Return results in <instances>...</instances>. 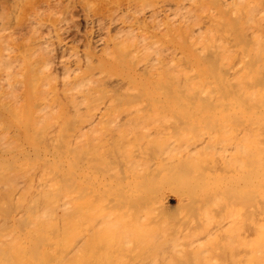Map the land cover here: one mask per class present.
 I'll return each instance as SVG.
<instances>
[{
  "label": "bare ground",
  "instance_id": "obj_1",
  "mask_svg": "<svg viewBox=\"0 0 264 264\" xmlns=\"http://www.w3.org/2000/svg\"><path fill=\"white\" fill-rule=\"evenodd\" d=\"M20 1L0 0V264H264V0H86L100 55L39 66Z\"/></svg>",
  "mask_w": 264,
  "mask_h": 264
},
{
  "label": "rangeland",
  "instance_id": "obj_2",
  "mask_svg": "<svg viewBox=\"0 0 264 264\" xmlns=\"http://www.w3.org/2000/svg\"><path fill=\"white\" fill-rule=\"evenodd\" d=\"M68 1V2H67ZM126 1H128V0H121L120 1V3H125ZM178 1H179V3H178ZM192 0H190V1H188V0H140L139 2H138V4L139 3H141L142 2V4H139L138 5V9L141 11L142 9L144 10L145 9V11H147V9L149 10V8L151 7H153V5H158V4H160V5H162V4H165V5H169V4H172V5H170L173 9H175V7L177 8V7H182L183 8V10L185 9V8H187V5H189V3L191 2ZM29 2H31V3H29ZM178 4H177V3ZM187 2V3H186ZM22 3V4H21ZM24 3V4H23ZM58 3V4H57ZM60 3V4H59ZM100 2L97 0V4H99ZM105 4H110V3H106V2H104ZM151 3V4H150ZM175 3V4H174ZM56 4V5H55ZM104 4V5H105ZM22 5V6H21ZM28 5V6H27ZM102 5H103V2H102ZM103 5V6H104ZM141 5V6H140ZM152 5V6H151ZM176 5V6H175ZM182 5V6H181ZM34 6V7H33ZM51 6H54V7H51ZM183 6H185V7H183ZM51 7V8H50ZM64 7V8H63ZM101 8V6H100V4H99V6L97 5V10H96V12L97 13H99L100 12V8ZM22 8V9H21ZM28 8V9H27ZM30 8V9H29ZM54 8V9H53ZM86 8V9H85ZM171 8V10L172 11H170V12H166L165 14H162V16L160 15V18L158 19V21H159V26H162V27H159V37H160V39L164 36V35H166V33L169 35V34H172V31L174 30H176V28L178 27V26H182L183 25V23L181 24V20H179V19H182V18H180V14H177V12H178V10L176 9L175 10V12L173 11V9ZM5 11H7L8 10V5H6L5 6ZM45 9H46V11H45ZM89 9V10H88ZM16 10H17V12H16V19L18 20H16V23H17V30L15 29V49H16V52L15 53H17L16 55H17V61L19 62V60L21 59L22 60V56L26 53V51L28 52V49L27 48H30L29 47V40H27V39H29L30 38V36H31V34H32V30L31 29H33L32 28V26L33 27H35V30L37 31V32H39V34L37 33V35H41V36H43L44 37V40L46 39L47 41H45V44L43 45V48H42V45L40 46V52L39 51H37V53H35V55H34V57H33V59H34V61H35V63L37 64V66H39V65H42L43 63H44V61H47V60H50V61H53V64H54V61H58V60H56V59H58L59 57H62L63 56V60L65 61V63L67 64V65H70V64H73V63H75L76 61H77V63L81 60V61H84L83 59H84V57L86 56L87 57V55L88 56H95L96 55V57H98L99 55H100V52L98 51V48H95L94 47V45H93V39H94V37L96 36V34L98 33L99 34V31H97V26H94V25H91V23H90V20L88 21V19H90V17H92V15L94 14L93 13V11L91 10V8H89L88 7V5H87V2H86V0H22V1H20V4L18 3V6L16 7ZM20 10V11H19ZM51 10H52V12H51ZM142 10V11H143ZM181 10V9H180ZM38 12V13H41V16H42V18L40 17V20L42 19V20H44V21H40V25H32V20L34 19L33 17H34V15H35V12ZM45 11V12H44ZM55 11V12H54ZM177 11V12H176ZM27 12V13H26ZM36 12V13H37ZM51 12V13H50ZM72 12V13H71ZM101 12H102V10H101ZM22 13V14H21ZM31 13V14H30ZM45 13V14H44ZM68 13V14H67ZM93 13V14H92ZM179 13V12H178ZM174 14V15H173ZM24 15V16H23ZM32 15V16H31ZM58 15V16H57ZM88 15V16H87ZM29 16H31V18L29 17ZM47 16V17H46ZM54 16V17H53ZM168 16V17H167ZM171 16H172V18H171ZM182 16V15H181ZM24 17V18H23ZM52 19H51V18ZM68 17V18H67ZM100 17H101V14H100ZM177 17V18H176ZM33 18V19H32ZM50 18V19H49ZM65 18V19H64ZM102 18V17H101ZM169 18H171V19H169ZM29 19V20H28ZM31 19V20H30ZM45 19H48V20H46L45 21ZM168 19V20H167ZM176 19H178V20H176ZM28 20V21H27ZM53 20V21H52ZM49 21V22H48ZM29 22V23H28ZM43 22H45V23H43ZM59 22H62L61 24L59 23ZM169 22V23H168ZM171 22V23H170ZM180 22V23H179ZM25 23V24H24ZM57 23L58 24H60L59 26H63V28H65L66 29V33H68V34H66V35H62L61 33H59L58 31V33L55 31L56 29H55V25H57ZM68 23V24H67ZM175 23V24H174ZM181 24V25H178V24ZM20 24V25H19ZM29 24V25H28ZM31 24V25H30ZM44 24V25H43ZM168 24V25H167ZM171 24V25H170ZM173 24V25H172ZM25 25V26H24ZM177 25V26H176ZM29 26V27H28ZM30 26H31V28H30ZM149 26H150V24H149ZM169 26H170V28H169ZM176 26V27H175ZM26 27V28H25ZM40 27V28H39ZM52 27V28H51ZM57 27V29H58V25L56 26ZM70 27V28H69ZM165 27V28H164ZM183 27V26H182ZM20 28V29H19ZM38 28H39V30H38ZM163 28V29H162ZM172 28H174V29H172ZM55 29V30H54ZM27 30H29V31H27ZM43 30V31H42ZM68 30V31H67ZM31 31V32H30ZM54 31V32H53ZM161 31H163V32H161ZM165 31V32H164ZM90 32V33H89ZM165 33V34H164ZM58 34V35H57ZM48 35V36H47ZM94 35V36H93ZM29 36V37H28ZM61 36V37H60ZM17 37V38H16ZM172 36L170 35V39L168 38H162L163 40H164V42L163 41H161L162 42V44H165V45H163V46H161L162 44H160V46L161 47H163L164 48V46L166 47L167 46V44H169L168 46H170V47H172V48H174L175 47V49H176V52H177V50L181 47L180 45H178V44H175L174 45V39L173 38H171ZM25 38V39H24ZM56 38V39H55ZM62 39V44L64 45V46H66V50L63 52V53H60L59 51H57V48H55V45L54 44H56V41L58 40V39ZM166 39V40H165ZM171 39L174 41H171ZM177 40V39H176ZM178 40H179V38H178ZM177 40V41H178ZM28 41V42H27ZM168 41H170L169 43H167ZM176 41V42H177ZM180 41V40H179ZM178 41V42H179ZM182 41H183V39H182ZM166 42V43H165ZM175 42V43H176ZM26 43V44H25ZM52 43H54V44H52ZM50 44V45H49ZM86 44H87V46H86ZM90 44V45H89ZM27 45H28V47H27ZM52 45H53V49L51 48L52 47ZM85 45V46H84ZM173 45V46H172ZM26 46V47H25ZM51 46V47H50ZM167 46V47H168ZM25 47V48H24ZM176 47H178V49L176 48ZM24 48V49H23ZM44 48H46V50L44 49ZM74 48V49H73ZM95 48V49H94ZM182 48H183V46L180 48L181 50H182ZM44 49V50H43ZM47 49H49L48 51H47ZM68 49V50H67ZM166 49V48H165ZM168 49H169V47H168ZM171 49V48H170ZM180 49H179V51H180ZM183 50H185V48L183 49ZM96 51H98V52H96ZM20 52V53H19ZM75 52V53H74ZM77 52V53H76ZM24 53V54H23ZM40 53V54H39ZM79 53V54H78ZM96 53V54H95ZM97 53H98V55H97ZM23 54V55H22ZM80 57V60H77V58L79 59V57H77V55ZM66 55V56H65ZM70 55H71V57H70ZM54 56V57H53ZM56 56V57H55ZM73 56V57H72ZM76 56V57H75ZM83 56V57H82ZM20 57V58H19ZM46 58V59H44V58ZM58 57V58H57ZM70 59H74V60H69L68 58ZM93 57H91V59L93 58ZM95 57V58H96ZM50 58V59H49ZM52 58V59H51ZM56 58V59H55ZM66 58V59H65ZM89 58V57H88ZM19 59V60H18ZM54 59V60H53ZM60 60V59H59ZM68 60V61H67ZM71 61V62H70ZM75 61V62H74ZM21 63L23 62V61H20ZM43 62V63H42ZM69 64H68V63ZM20 63V64H21ZM42 63V64H41ZM17 64V63H16ZM19 64V65H20ZM22 66V65H21ZM20 66V67H21ZM17 68V67H16ZM18 68H19V66H18ZM22 68V70L21 69H19V70H17L16 72H18V71H20V74L19 73H17L18 75H22V77L20 76V78L22 79L23 78V74L21 73V71H23V67H21ZM16 70V69H15ZM62 74H58L55 78L56 79H54V80H52L51 79V81H50V85H49V87H46V85L44 86V88L42 87V91H44L45 90V88H47V91H46V93L48 92V88H51L52 89V87L54 86V84L55 85H57V82L64 76V74L61 76ZM61 76V77H60ZM17 78V77H16ZM19 78V77H18ZM17 78V79H18ZM20 79H18V83L19 82H23V79L22 80H20ZM56 80V81H55ZM49 81L47 82V83H49ZM46 82V81H45ZM17 83V84H18ZM21 85H23V84H21ZM18 86V85H17ZM54 87H56V86H54ZM16 88V94L18 95V93H19V96H20V94L22 95V93H24V89H23V87L22 86H20V84H19V87H15ZM22 88V89H21ZM21 90V91H19V90ZM50 89V90H51ZM24 90V91H23ZM49 90V91H50ZM17 91H19L18 93H17ZM51 91H54V89H52ZM26 92V91H25ZM45 92V91H44ZM44 92H42L41 93V91H39L37 94H39V93H41L42 94V96H43V94H44ZM55 92V91H54ZM15 94V95H16ZM25 94V93H24ZM23 94V95H24ZM36 94V95H37ZM41 94L40 95H38L39 97H42L41 96ZM16 95V96H17ZM22 95V96H23ZM19 96H18V99H20L19 98ZM21 96V97H22ZM23 98V97H22ZM24 99V98H23ZM21 100V99H20ZM23 101V100H22ZM19 103H21V101H19ZM19 103H18V105H19ZM20 105H22V104H20ZM20 107L21 106H19V113L21 114V112H20ZM23 110H24V108H22ZM34 109L36 110V107H34ZM32 110V111H35V110ZM56 109V108H55ZM54 109V110H55ZM59 109V108H58ZM31 111V112H32ZM55 111H57V114H58V111L59 110H55ZM54 111V112H55ZM38 112V111H37ZM36 111L35 112H33V114L34 115H36L35 113H37ZM53 112V113H54ZM41 114V113H40ZM31 115H32V113H31ZM33 115V116H34ZM170 198V197H169ZM170 201V202H169ZM168 202L170 203V205H173L174 204V202H173V200H172V198L169 200ZM175 207V205L172 207V208H174Z\"/></svg>",
  "mask_w": 264,
  "mask_h": 264
}]
</instances>
